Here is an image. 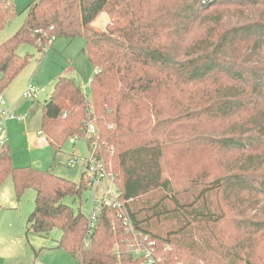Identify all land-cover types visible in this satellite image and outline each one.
<instances>
[{
  "label": "trees",
  "instance_id": "trees-1",
  "mask_svg": "<svg viewBox=\"0 0 264 264\" xmlns=\"http://www.w3.org/2000/svg\"><path fill=\"white\" fill-rule=\"evenodd\" d=\"M23 11L22 26L0 45V92L30 61L17 53L20 46L40 53L55 39L82 38L95 69L90 101L72 79L58 77L41 106V131L54 157L67 140L83 136L82 122L93 114L99 138L94 156L114 161L124 214L154 242L161 264H214L193 250L197 226L223 221L219 200L235 205L245 196L264 199V0H33ZM11 12V0H0V32ZM102 14L108 23L97 31L92 23ZM166 109L177 116L162 117ZM194 147L209 161L230 155L242 160L217 176L206 165L194 172L195 164L187 174L179 155ZM176 171L182 178H174ZM8 177L17 202L25 190L35 192L26 236L60 230L56 249L76 264H117L116 244L121 263L131 261L124 250L130 237L115 210L104 208L86 239L87 215L66 203L87 190L85 175L76 184L38 168L14 167L6 146L0 150V186ZM163 219L177 222L165 235L153 229ZM238 224L264 231V207ZM177 236H187L182 247ZM250 241L235 246L244 250H224L226 264H255Z\"/></svg>",
  "mask_w": 264,
  "mask_h": 264
},
{
  "label": "rangeland",
  "instance_id": "rangeland-1",
  "mask_svg": "<svg viewBox=\"0 0 264 264\" xmlns=\"http://www.w3.org/2000/svg\"><path fill=\"white\" fill-rule=\"evenodd\" d=\"M33 0H13L15 16L13 21L5 28V33L11 31L14 33L23 24L25 12L23 10ZM108 23V17L102 14L98 19L92 23L93 29L101 31ZM84 40L82 38H76L72 41H68L64 38L55 39L49 47L44 51L38 52L35 46L22 45L18 48L17 53L20 56H30L28 65L21 71V73L13 80V82L1 91V99L4 103L2 106L9 114H16L20 118H24L23 122L7 121L4 124V133L8 138V148L11 155L12 165L14 167H32L38 168L44 172H51L54 175L69 180L78 184L85 172L84 159L86 158V152L82 142H74L73 137L67 140L60 148L59 152L53 155V149L48 144V138L46 134L47 144L43 148H38L36 144L37 137L35 133L41 130L42 121V104L49 100L53 91L54 83L60 76L69 77L78 86L83 87L87 100L90 101V88L88 87L89 81L95 74V70L87 60L83 53ZM32 85L43 89L45 92L39 95L36 99L30 100L22 96L23 92L27 89L28 85ZM91 108V106L89 107ZM92 109V108H91ZM175 115L171 109H166L162 117L174 118ZM92 122L96 124L95 116L92 114ZM85 121V120H84ZM84 124V122H82ZM98 124V121H97ZM102 126L107 130L111 128L109 123L102 121ZM96 126V136L97 125ZM97 138L88 141L90 147H97ZM78 157V163L74 166H68V161L73 157ZM182 168L189 174L191 172L190 166L194 165L195 171H199L204 165L208 169L214 171L217 176L219 173L223 174L224 168H232V166L238 164L242 160L238 155L225 156L215 161V158L206 160L208 155H204L200 152L198 147L190 149L189 152H185L184 155H179ZM238 156V157H237ZM107 164L103 162L106 167V172L113 175L114 161L108 156ZM171 156L168 157L166 162L167 172H172ZM176 164V165H178ZM184 165V166H183ZM87 171V169H86ZM173 174L175 179H180L181 174L176 171ZM85 177L87 173L84 174ZM183 176V175H182ZM154 194V193H153ZM187 195H181V198H186ZM35 192L33 189H27L24 191L19 202L16 201L12 180L10 177L6 178L0 186V210L2 215L13 214L19 223L21 230V238L25 244L31 245L35 250H60L56 249L55 244L61 236V231L58 229L52 230L46 237H41L35 234L25 235L26 220L33 211L34 208ZM89 199L90 194L87 190L82 192L80 200L78 199L73 204L66 201L75 212L80 211L84 216L89 211ZM256 200H259L258 202ZM250 200L249 196L241 198L240 204H226L222 200H219L218 206H223L226 217L223 221L216 225H199L196 229V235L194 237L193 250H198V254L202 253L210 258L214 259V264H226L227 255L224 250H244L241 247H235L239 242L243 240H251V246L247 250H253L251 253L255 264H264V231L257 233L252 230H242V226L239 223L242 219H249L257 208L264 207V199ZM239 203V202H238ZM212 208H217V200L212 199ZM255 206V207H254ZM237 208L238 212H237ZM242 212H244L242 214ZM259 215L261 214L258 213ZM238 222V223H237ZM153 229L159 231L165 235L170 229L177 226V222L174 219H163L160 222L153 223ZM193 227H196L194 225ZM196 227V228H197ZM257 233V234H256ZM175 243L182 247L181 243L187 242V236L175 237ZM210 244L208 248L206 243ZM221 245H220V244ZM116 245L114 246V248ZM28 249L31 248L28 246ZM215 250H217L215 252ZM249 252V251H248ZM192 253V252H190ZM185 251L191 257L197 256ZM250 253V252H249ZM226 257V258H225ZM71 262L72 259H69ZM197 264L201 262L196 261ZM195 263V262H193ZM178 264H186L182 261H178ZM240 264V263H236Z\"/></svg>",
  "mask_w": 264,
  "mask_h": 264
},
{
  "label": "built area",
  "instance_id": "built-area-1",
  "mask_svg": "<svg viewBox=\"0 0 264 264\" xmlns=\"http://www.w3.org/2000/svg\"><path fill=\"white\" fill-rule=\"evenodd\" d=\"M43 89L28 85L22 96L26 99L34 100L43 93ZM1 93V92H0ZM4 103L0 95V150L4 149L8 144V138L4 134V122L7 120L21 122L24 118L16 116V114H9L3 109ZM83 136H74V142H82L86 152L85 162L87 164L86 189L90 194L89 211L86 217V235L88 239L95 231L99 216L104 208L113 209L116 211V218L122 223L124 232L130 238L125 240L124 250L126 254L131 256V261L128 264H161L160 259L155 256L154 242L148 235H144L135 231L134 227L127 219L123 211V205L119 201L120 191L114 182V176L106 172V167L101 160L94 156L95 148L88 145V141L96 136V126L89 117L84 121L82 126ZM36 146L43 148L47 145V139L43 131L36 132ZM78 157L73 156L68 161V166H74L78 163ZM85 247L89 244L84 240ZM118 256V263H121V254L119 245L116 244L114 248ZM169 250V248H167Z\"/></svg>",
  "mask_w": 264,
  "mask_h": 264
},
{
  "label": "crops",
  "instance_id": "crops-1",
  "mask_svg": "<svg viewBox=\"0 0 264 264\" xmlns=\"http://www.w3.org/2000/svg\"><path fill=\"white\" fill-rule=\"evenodd\" d=\"M11 3H12L11 14L13 15H11L10 20L7 22L4 29L0 32V45L16 32V31L14 33H12L11 31L6 33L4 32L5 28L11 23V21H13V17L15 16L13 0H11ZM22 13H24V11ZM60 77H65V76H60ZM44 92L45 91H43V93ZM7 121H5L4 124ZM86 169L87 166L85 165L84 174L86 173ZM21 234L22 233L19 228V223L17 218L13 214L10 215L6 214V216L2 215L0 210V264H76L75 260L67 252L61 249L35 250L34 247L28 245L31 248V250H29L27 244L23 242L21 238ZM54 248H56V244ZM69 259H72L73 262H71Z\"/></svg>",
  "mask_w": 264,
  "mask_h": 264
}]
</instances>
